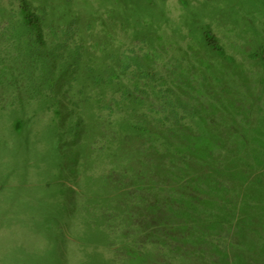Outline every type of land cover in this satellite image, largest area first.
<instances>
[{
    "label": "trees",
    "instance_id": "1",
    "mask_svg": "<svg viewBox=\"0 0 264 264\" xmlns=\"http://www.w3.org/2000/svg\"><path fill=\"white\" fill-rule=\"evenodd\" d=\"M97 1L101 16L94 0H0V85L56 103L71 92L113 117L89 152L125 262L264 264V45L239 60L210 29L129 42L121 0ZM99 25L110 42L87 46ZM88 47L110 62L85 59Z\"/></svg>",
    "mask_w": 264,
    "mask_h": 264
},
{
    "label": "rangeland",
    "instance_id": "2",
    "mask_svg": "<svg viewBox=\"0 0 264 264\" xmlns=\"http://www.w3.org/2000/svg\"><path fill=\"white\" fill-rule=\"evenodd\" d=\"M115 7L134 25L116 26L129 42L133 31L185 44L210 29L239 60L264 45V0H121ZM87 23L81 21L84 31ZM100 28L85 32L87 46L110 42ZM84 53L96 66L111 60L105 49ZM11 87L0 85V264H128L116 254L107 181L89 152L94 127L113 117L102 103L70 91L72 99L56 103Z\"/></svg>",
    "mask_w": 264,
    "mask_h": 264
}]
</instances>
